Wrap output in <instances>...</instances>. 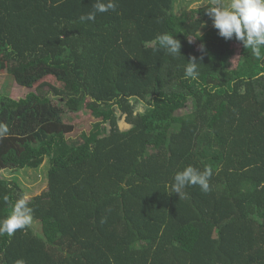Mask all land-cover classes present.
<instances>
[{
	"label": "trees",
	"instance_id": "obj_1",
	"mask_svg": "<svg viewBox=\"0 0 264 264\" xmlns=\"http://www.w3.org/2000/svg\"><path fill=\"white\" fill-rule=\"evenodd\" d=\"M96 2L0 0V220L26 195L12 175L47 161L29 197L39 231L0 236V264H264V63L219 36L208 5L115 0L82 23ZM163 33L181 55L160 48ZM193 57L198 80L184 75ZM12 81L37 85L15 99ZM50 93L85 102L89 128L73 138ZM189 165L212 168L211 191L172 193Z\"/></svg>",
	"mask_w": 264,
	"mask_h": 264
},
{
	"label": "clouds",
	"instance_id": "obj_2",
	"mask_svg": "<svg viewBox=\"0 0 264 264\" xmlns=\"http://www.w3.org/2000/svg\"><path fill=\"white\" fill-rule=\"evenodd\" d=\"M94 11L79 17L82 23L94 21L96 13H105L116 10L115 0H97L93 5ZM207 14L213 21V26L218 30L219 36L225 40L235 37L241 41L246 49L251 50L252 56L264 63V0H210ZM160 48L169 55H181V42L173 35L163 33L157 36ZM191 42V41H189ZM199 63L193 57L185 68V79L198 80ZM9 129L0 123V139L6 137ZM213 175L211 167L205 166L203 171L189 165L174 175L171 185L172 193L179 197L187 187L199 186L200 190L207 193L211 191L210 180ZM4 202L9 203V198L4 197ZM30 198L27 195L19 197L10 203L11 212L0 220V236L5 234L11 238L17 230H24L33 222V209L29 206ZM15 264H26L23 259H18Z\"/></svg>",
	"mask_w": 264,
	"mask_h": 264
},
{
	"label": "rangeland",
	"instance_id": "obj_3",
	"mask_svg": "<svg viewBox=\"0 0 264 264\" xmlns=\"http://www.w3.org/2000/svg\"><path fill=\"white\" fill-rule=\"evenodd\" d=\"M176 0V7L175 11L179 13L183 9H195L199 7H206L207 3H210V0ZM225 3L230 2V0H224ZM209 5V4H208ZM190 41L192 43H195V39L190 37ZM235 52L230 58V66L231 67H236L239 64V61L241 59V52H240V47L239 44L234 43L232 44ZM196 47L199 45L196 44ZM6 64L4 61H0V85H2L5 77H6ZM41 81V80H40ZM42 81H46L49 84H52L56 87H61L62 83L56 81L53 76L48 75L45 78H43ZM37 84L35 83L32 88L23 86L17 82L12 81L11 89H10V94L13 98H19L24 96L28 91L34 90L35 86ZM43 91L47 90V87L42 89ZM48 96H45L48 98V100L52 103L53 106H56L62 110V118L64 122L66 123H71L75 126L73 133L70 135L75 138V136L80 133V131L87 130L89 128L90 120H91V115L90 111L85 107V102L82 103L79 107L78 110L73 111L68 109L63 102H61V96H54L52 93L47 94ZM120 128L126 129L128 125L122 120L119 121ZM47 167V161L43 162V164L36 170H21L17 174L12 175L15 176L17 181L19 182L21 188L25 191V194L30 197L37 195L41 193L45 188H46V175H45V170ZM1 176L5 177H10L6 174H2ZM32 223L33 228L35 231H39V224L37 221L33 219Z\"/></svg>",
	"mask_w": 264,
	"mask_h": 264
},
{
	"label": "crops",
	"instance_id": "obj_4",
	"mask_svg": "<svg viewBox=\"0 0 264 264\" xmlns=\"http://www.w3.org/2000/svg\"><path fill=\"white\" fill-rule=\"evenodd\" d=\"M197 2H199L198 0H197ZM209 3H207V4H205V5H208ZM200 8V7H199ZM197 9V8H196Z\"/></svg>",
	"mask_w": 264,
	"mask_h": 264
}]
</instances>
